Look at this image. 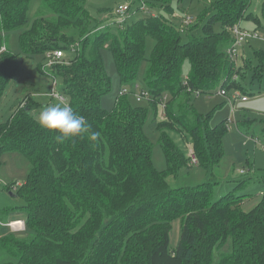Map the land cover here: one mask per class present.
I'll list each match as a JSON object with an SVG mask.
<instances>
[{
	"label": "trees",
	"instance_id": "1",
	"mask_svg": "<svg viewBox=\"0 0 264 264\" xmlns=\"http://www.w3.org/2000/svg\"><path fill=\"white\" fill-rule=\"evenodd\" d=\"M171 1L180 0H162L163 6ZM29 2L0 0V96L18 67L8 42L11 32L20 30L18 44L26 56L63 53L42 71L61 77L68 105L91 127L82 136L57 142L56 133L41 128L30 112V97L0 124V155L19 151L31 163L26 180L12 186L24 203L0 217V230L8 227L2 224L7 220L25 223L22 231L0 234V264H264V196L249 212L241 207L250 195L246 183L263 177L238 180L225 193L211 177L192 186L171 184L187 159L169 136L171 131L188 135L196 163L212 175L223 156L226 118L210 126L190 93L211 94L222 87L245 95L236 80V59L227 49L234 24L262 25L264 0L261 17L251 10V0H209L199 19L183 21L189 33L201 25L202 35L185 39L163 14L138 18L122 29H116V21L90 28L84 0H41L30 21ZM143 3L142 10L149 7L139 0L135 11ZM216 23L220 30L214 29ZM147 37L155 44L143 93L160 135L166 162L161 171L152 162V144L143 130L146 110L133 105L125 92L111 109L101 105L111 87L101 48L108 43L120 82L126 84L144 59ZM67 51L74 55L66 59ZM254 57V75L261 77L264 52L254 50ZM186 60L190 71L182 76ZM168 95L172 99L164 102ZM159 104L162 119L156 116ZM249 121L241 124L250 126ZM92 132L98 133L95 140ZM175 219L181 220V234L170 246Z\"/></svg>",
	"mask_w": 264,
	"mask_h": 264
},
{
	"label": "rangeland",
	"instance_id": "2",
	"mask_svg": "<svg viewBox=\"0 0 264 264\" xmlns=\"http://www.w3.org/2000/svg\"><path fill=\"white\" fill-rule=\"evenodd\" d=\"M149 7L147 9H136L139 0H84V7L89 14V27H96L104 23L121 21L116 29H122L132 21L149 16L151 14L165 15L175 26L178 27L183 39L188 34L199 37L202 35L201 25H194L189 31L188 26L183 22L186 18H191L194 22L200 18L203 11L208 7L209 0H180L169 2L168 7L163 6L162 0H144ZM261 1L251 0L250 8L256 15L261 17ZM41 0H30L27 11V18L30 21L37 13ZM128 5L127 12H119L118 7ZM202 24V23H201ZM242 28L248 33L254 34L252 37H243V41L236 47V65L239 73L237 82L247 96L246 101L238 98L233 108L219 95V87L211 94L197 95L190 93V101L197 112L206 116L208 124L213 126L226 118V131L222 136L223 156L213 167L212 172H207L197 163L190 161L189 155L193 151L191 139L188 135L170 132V138L183 151L187 163L179 170L177 178L171 184L192 186L207 181L210 177L216 178L219 183V190L222 193L228 192L238 180H244L250 176H262V179L246 183L245 191L250 193L242 203V210L249 212L264 196V73L261 77L255 76L254 50L264 52V21L262 25L255 27L251 21L242 23ZM215 30H220V24L214 25ZM20 30H14L9 37L8 46L15 54L18 67L10 81L6 84L0 96V124H4L15 112L18 106L26 97H30L33 107L30 109L32 115L37 119L39 113L46 107L52 105L68 104V98L64 93L63 80L55 77L56 85L54 90L57 96H50L53 91L54 78L42 71L43 67L48 68L51 58L45 54H35L26 56L18 44ZM154 40L147 37L144 47V59L139 64L137 74L132 82L121 83L115 63L113 53L106 43L101 48V55L106 73L111 79L110 91L101 99L104 108L111 109L114 105L116 96L122 89H125L128 100L133 105L142 106L146 110V119L143 130L152 144V162L158 170L166 168V162L162 147L159 143V133L156 131L154 110L150 107L148 98L143 94V89H147L144 76L148 67V58L154 47ZM73 52L67 51L64 56L66 59L72 57ZM190 71L189 61L186 60L182 66V76ZM237 91V90H236ZM235 89H229L228 95L231 96ZM238 92H241L238 90ZM243 94V93H242ZM61 95L62 98L59 96ZM139 97L138 101L136 98ZM168 95L164 101H170ZM178 99L173 101L172 111H177ZM156 116L159 119L165 117L163 104L157 105ZM243 119L250 120V126L241 124ZM247 127V128H246ZM255 128L253 133L251 130ZM31 163L29 159L19 151H6L0 155V217L11 206L22 205L23 198L16 194L13 185L23 183L30 171ZM243 170V173H240ZM11 192V193H10ZM15 194V195H12ZM20 217L23 211L17 212ZM12 220V219H11ZM2 223L6 224L11 222ZM14 220V219H13ZM21 220L22 219H16ZM24 222V221H23ZM25 226V223H24ZM15 231L11 227L2 228L0 234ZM17 232V231H16ZM181 234V220L172 221V228L169 232L170 246H176ZM216 259V258H215ZM215 262V261H214Z\"/></svg>",
	"mask_w": 264,
	"mask_h": 264
},
{
	"label": "clouds",
	"instance_id": "3",
	"mask_svg": "<svg viewBox=\"0 0 264 264\" xmlns=\"http://www.w3.org/2000/svg\"><path fill=\"white\" fill-rule=\"evenodd\" d=\"M37 123L41 128L54 131L56 133L54 139L57 142L82 136L88 133L91 127L85 118L77 115L68 104L46 107L39 113ZM97 135L98 133L92 132L90 134L91 139L95 140Z\"/></svg>",
	"mask_w": 264,
	"mask_h": 264
},
{
	"label": "built area",
	"instance_id": "4",
	"mask_svg": "<svg viewBox=\"0 0 264 264\" xmlns=\"http://www.w3.org/2000/svg\"><path fill=\"white\" fill-rule=\"evenodd\" d=\"M145 4L143 3L141 5V9L145 8L144 6ZM129 6L128 5H123V6H119L118 7V10L119 12H127L129 10ZM121 21H116V23H119L120 24ZM186 24L190 23L191 22V18H186L185 21H184ZM231 32H232V36L234 38V40L232 41L231 45L228 47L227 49V53H228V56L229 58L231 59H236L237 58V51H236V47L241 44V42L243 41V37H252L254 36V34L252 33H248V31L244 30L239 23H236L232 26V29H231ZM4 49V48H2ZM47 56H49L51 58V61L50 63L48 64V67L53 63L55 62V59H59L63 56V53L61 51H55L52 55L51 54H48ZM56 80L54 79L53 81V91L51 93L52 96H57V92L56 90H54V86L56 85ZM125 90H121L120 94L124 93ZM219 95L223 96L225 98V100L230 104V106L233 108V105L235 103V101L240 98L242 101L246 100L247 99V96L242 94L241 92H238V90L234 92L233 95L229 96L228 93H227V90L225 88H219V91H218ZM146 93L144 92L142 95H145ZM60 98H62L61 96H59ZM138 101L140 100L139 97L136 98ZM189 158H190V161L192 163H196L197 162V157L195 155V153L192 151L189 155ZM244 171L243 170H240V173H243ZM14 222H19V224L17 226H14ZM5 225L11 227L12 229H14L15 231H22L25 226H24V222L21 221V220H11V222L9 223H6Z\"/></svg>",
	"mask_w": 264,
	"mask_h": 264
},
{
	"label": "bare ground",
	"instance_id": "5",
	"mask_svg": "<svg viewBox=\"0 0 264 264\" xmlns=\"http://www.w3.org/2000/svg\"><path fill=\"white\" fill-rule=\"evenodd\" d=\"M13 224H14V226H17L19 224V222H14Z\"/></svg>",
	"mask_w": 264,
	"mask_h": 264
},
{
	"label": "water",
	"instance_id": "6",
	"mask_svg": "<svg viewBox=\"0 0 264 264\" xmlns=\"http://www.w3.org/2000/svg\"><path fill=\"white\" fill-rule=\"evenodd\" d=\"M11 193V192H10ZM12 195H15V194H12Z\"/></svg>",
	"mask_w": 264,
	"mask_h": 264
},
{
	"label": "crops",
	"instance_id": "7",
	"mask_svg": "<svg viewBox=\"0 0 264 264\" xmlns=\"http://www.w3.org/2000/svg\"><path fill=\"white\" fill-rule=\"evenodd\" d=\"M186 76V75H185ZM244 101H246V100H244Z\"/></svg>",
	"mask_w": 264,
	"mask_h": 264
}]
</instances>
